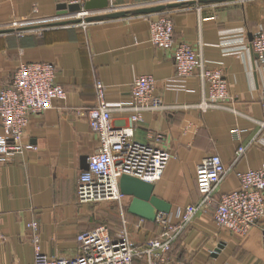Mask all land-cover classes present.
I'll return each mask as SVG.
<instances>
[{
	"label": "crops",
	"instance_id": "0c3cea01",
	"mask_svg": "<svg viewBox=\"0 0 264 264\" xmlns=\"http://www.w3.org/2000/svg\"><path fill=\"white\" fill-rule=\"evenodd\" d=\"M152 1L128 8L179 4L164 10L173 22L174 39L189 44L211 65L221 63L230 94L226 108L194 107L207 95L206 86L197 74L178 81L171 51L150 42L146 15L55 26L50 24L64 17L57 6L66 0H0V30L15 22L33 24L21 34L0 33V90L9 85L20 63L46 62L54 66L55 82L66 91L51 108L29 116L22 138L29 149L0 163V264H31L36 248L51 257H73L77 234L99 226L115 211L112 201L77 200L78 175L98 146L86 114L95 102L96 80L105 87V99L117 103L130 100L135 77L155 79V94L169 108L140 112L132 139L158 141L170 153L160 179L153 183V194L170 203L167 216L172 223L186 205L200 198L194 172L204 158L217 154L227 169L218 194L237 189L241 172L264 166V130L258 125L263 111L257 95L262 68L248 45L255 29L264 27V0ZM131 114L113 110L112 124L129 126ZM240 145L246 151L236 159ZM129 200H123L128 224L151 233L155 222H141L127 213ZM212 210L199 212L174 243V261L264 264V217L246 235L236 236L217 225ZM109 232L112 237L117 234L111 227ZM150 233L148 238L154 236Z\"/></svg>",
	"mask_w": 264,
	"mask_h": 264
},
{
	"label": "built area",
	"instance_id": "2783aa9c",
	"mask_svg": "<svg viewBox=\"0 0 264 264\" xmlns=\"http://www.w3.org/2000/svg\"><path fill=\"white\" fill-rule=\"evenodd\" d=\"M89 0H66L77 4L81 11L76 15L82 20L86 16L102 14L103 11H85L83 5ZM133 0H107L110 11L129 10L127 5L116 7L117 3ZM149 2V1H148ZM152 4L155 1L151 2ZM109 10H104L108 11ZM107 12V13H108ZM150 42L159 49L171 51L178 81H185L197 74L207 88V95L194 107L205 111L208 108H226L229 87L221 63L211 65L200 52L186 42H176L173 35V22L167 12L146 15ZM83 25H89L84 21ZM15 22L5 27L18 34L27 31ZM262 68V83L257 90L262 107L259 128L264 130V27L255 29L248 42ZM55 68L46 62L20 63L13 72L11 82L0 90V163L22 154L29 145L22 142L29 116L40 114L52 107L54 99H64L65 89L55 82ZM171 84H167V87ZM181 87H183L181 85ZM95 102L87 109L90 130L98 138L95 151L87 156V169L81 171L77 181L79 203L117 201L121 209L123 230L112 237L109 228L99 225L91 230L80 232L75 238L76 255L73 257H51L36 248L31 264H178L171 254L174 243L204 208L212 207V218L217 225L236 236H244L264 217V166L247 169L238 175V188L218 194L219 183L227 174L219 155L212 154L199 162L195 168V189L200 195L197 202L186 205L178 213V221L171 222L165 214H158L155 222L158 230L154 236L139 244H133L125 225L128 224L122 211L126 196L119 191L118 181L122 174L137 177L143 181H158L170 159V153L153 143H141L132 139L133 128L139 122L143 111H165L169 108L155 94V79L151 75H140L133 79L128 102L111 103L105 99L102 82H94ZM113 110L131 111L130 125L116 127L112 124ZM238 135V130H232ZM246 151L240 145L236 159ZM142 222V220H141ZM35 230V223L31 224ZM37 243V237H34ZM264 249V232L260 235Z\"/></svg>",
	"mask_w": 264,
	"mask_h": 264
},
{
	"label": "water",
	"instance_id": "95a60500",
	"mask_svg": "<svg viewBox=\"0 0 264 264\" xmlns=\"http://www.w3.org/2000/svg\"><path fill=\"white\" fill-rule=\"evenodd\" d=\"M222 1V0H213ZM179 6V4H161L155 6L135 8L131 10H122L116 12H108L97 15H90L83 18L86 23L100 22L107 19L123 18L127 15H149L164 11L166 8ZM108 8L107 0H89L83 5L85 11H104ZM58 15L67 16L77 14L82 9L77 4L60 3L57 6ZM80 18L64 20L52 23L50 25L61 26L68 24H76L80 22ZM30 30V27H25ZM12 30H0V33L10 32ZM84 169H87V164ZM119 191L122 195L128 197L127 213L147 222H155L158 214H169L171 210L170 203L160 199L153 194L154 184L143 181L137 177L122 174L118 181Z\"/></svg>",
	"mask_w": 264,
	"mask_h": 264
},
{
	"label": "rangeland",
	"instance_id": "374dc122",
	"mask_svg": "<svg viewBox=\"0 0 264 264\" xmlns=\"http://www.w3.org/2000/svg\"><path fill=\"white\" fill-rule=\"evenodd\" d=\"M145 1H152V0H133V1H126V2H121V3H117L116 5V7H114L115 9L116 8H119L120 6H122V5H127V6H130V5H142V2H145ZM144 5V4H143ZM138 7V6H137ZM147 7V6H146ZM139 8H141V7H139ZM120 9V8H119ZM133 9H135V8H133ZM129 10H131V9H129ZM108 12V11H107ZM109 12H114V11H110L109 10ZM102 13H106V11H103ZM75 18H80L78 15H74V16H64V17H60V21H64V20H71V19H75ZM83 19L82 20H80V22H78V23H76V24H68V25H73V26H76V25H83ZM34 24H36V23H34ZM15 26H17V27H29V26H33V24H23V23H21V24H17V25H15ZM127 198V197H126ZM126 200H128V199H126ZM113 203V204H112ZM112 203H111V205H110V207L112 208H114L115 209V211H113V210H111L112 212L110 213V215H108L107 217H106V219L107 220H105V219H102L98 224L99 225H105V226H107L108 228H110L111 227V230L113 231V232H119V231H121V230H123V225H122V220H121V211H120V213H119V209H120V207H119V209H118V206H119V204L117 203V201H112ZM123 206V205H122ZM110 208V209H111ZM123 209H124V207H122V211H123ZM121 210V209H120ZM123 215H124V211H123ZM125 227H126V230H127V233H128V236H129V240H130V242L131 243H133V244H139L140 242H143V241H145L146 239H148V237H149V233L150 232H148V231H145V230H136V229H134L133 227H132V225L131 224H126L125 225ZM157 230H158V225H157V223L155 222L154 223V225H152V228H151V233H150V235H154L156 232H157ZM139 231H141V232H139ZM143 232V233H142ZM141 235V236H140ZM174 250V249H173ZM173 252V251H172ZM171 256H172V254H171Z\"/></svg>",
	"mask_w": 264,
	"mask_h": 264
},
{
	"label": "bare ground",
	"instance_id": "6f19581e",
	"mask_svg": "<svg viewBox=\"0 0 264 264\" xmlns=\"http://www.w3.org/2000/svg\"><path fill=\"white\" fill-rule=\"evenodd\" d=\"M106 10H108V9H106ZM74 15H76V14H70V16H74Z\"/></svg>",
	"mask_w": 264,
	"mask_h": 264
},
{
	"label": "trees",
	"instance_id": "16d2710c",
	"mask_svg": "<svg viewBox=\"0 0 264 264\" xmlns=\"http://www.w3.org/2000/svg\"><path fill=\"white\" fill-rule=\"evenodd\" d=\"M139 263L143 264V262L138 261Z\"/></svg>",
	"mask_w": 264,
	"mask_h": 264
}]
</instances>
